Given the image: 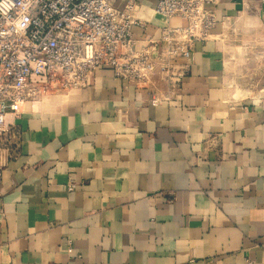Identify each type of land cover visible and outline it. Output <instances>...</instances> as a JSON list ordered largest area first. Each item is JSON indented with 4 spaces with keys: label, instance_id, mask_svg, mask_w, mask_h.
I'll use <instances>...</instances> for the list:
<instances>
[{
    "label": "crops",
    "instance_id": "0c3cea01",
    "mask_svg": "<svg viewBox=\"0 0 264 264\" xmlns=\"http://www.w3.org/2000/svg\"><path fill=\"white\" fill-rule=\"evenodd\" d=\"M139 2L136 51L187 24ZM217 17L189 58L163 45L168 73L103 66L23 108L0 264H264V1L221 0Z\"/></svg>",
    "mask_w": 264,
    "mask_h": 264
},
{
    "label": "built area",
    "instance_id": "2783aa9c",
    "mask_svg": "<svg viewBox=\"0 0 264 264\" xmlns=\"http://www.w3.org/2000/svg\"><path fill=\"white\" fill-rule=\"evenodd\" d=\"M221 0H156L155 12L187 24L168 27L160 40L134 48L133 27L143 23L139 0H0V180L21 147L15 119L51 92L87 86L99 67L139 79L170 58H189L192 44L218 23ZM264 1V0H263ZM161 41V42H160ZM175 75V73H170ZM76 183L70 180L68 190Z\"/></svg>",
    "mask_w": 264,
    "mask_h": 264
},
{
    "label": "rangeland",
    "instance_id": "374dc122",
    "mask_svg": "<svg viewBox=\"0 0 264 264\" xmlns=\"http://www.w3.org/2000/svg\"><path fill=\"white\" fill-rule=\"evenodd\" d=\"M159 65V64H158Z\"/></svg>",
    "mask_w": 264,
    "mask_h": 264
}]
</instances>
